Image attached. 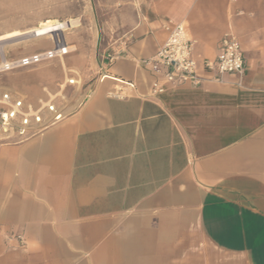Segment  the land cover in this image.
Here are the masks:
<instances>
[{
    "label": "crops",
    "instance_id": "0c3cea01",
    "mask_svg": "<svg viewBox=\"0 0 264 264\" xmlns=\"http://www.w3.org/2000/svg\"><path fill=\"white\" fill-rule=\"evenodd\" d=\"M169 21L198 62L233 35L245 72L152 93ZM17 34L0 61L65 52L0 93L78 83L59 122L0 140V264H264V0H0V38Z\"/></svg>",
    "mask_w": 264,
    "mask_h": 264
},
{
    "label": "built area",
    "instance_id": "2783aa9c",
    "mask_svg": "<svg viewBox=\"0 0 264 264\" xmlns=\"http://www.w3.org/2000/svg\"><path fill=\"white\" fill-rule=\"evenodd\" d=\"M165 40L158 46L155 54L143 60L154 74L151 92L159 93L166 85L188 83L198 86L205 80H222L225 74H243L245 59L237 39L224 35L214 58H203L198 62L192 55L193 42L185 25L180 22H166ZM51 36V35H50ZM53 37V36H51ZM57 44L52 49L14 60L20 66L39 63L60 56ZM1 72V71H0ZM78 83L73 73L50 91L43 88L44 95L31 100L17 90L0 93V140H25L53 126L65 116V87ZM16 138V139H15Z\"/></svg>",
    "mask_w": 264,
    "mask_h": 264
},
{
    "label": "bare ground",
    "instance_id": "6f19581e",
    "mask_svg": "<svg viewBox=\"0 0 264 264\" xmlns=\"http://www.w3.org/2000/svg\"><path fill=\"white\" fill-rule=\"evenodd\" d=\"M66 25H63V24H59V23H57V24H53V25H51V26H47V27H43V28H40V29H38V30H35V31H32L30 34H32V33H34V32H38L39 30H50V31H53V30H55L56 28L57 29H61V28H64ZM28 34V33H27ZM23 35H26V34H17L16 36H14L15 38L17 37L18 39H16V40H19V39H21L22 37H23ZM13 36L12 37H10V38H14ZM14 38V39H15ZM15 41V40H14ZM58 50V52H60V54L61 53H64L65 52V49L63 48V47H61V48H58L57 49ZM18 65L15 63V61L14 60H2V61H0V71L2 72V71H5V70H11V69H14V68H18L17 67Z\"/></svg>",
    "mask_w": 264,
    "mask_h": 264
},
{
    "label": "rangeland",
    "instance_id": "374dc122",
    "mask_svg": "<svg viewBox=\"0 0 264 264\" xmlns=\"http://www.w3.org/2000/svg\"><path fill=\"white\" fill-rule=\"evenodd\" d=\"M74 21V24H72L71 25V27L70 28H67L66 30H64V34H67V33H69V32H71L75 27H76V25H77V23H78V20L77 19H75V20H73ZM79 26V25H78ZM23 37H25V35H23ZM15 38V37H14ZM14 38H7V39H1L0 38V45H3V46H8L10 43H13V42H15L14 40H16V39H18L17 37L14 39ZM33 43H28V45H32ZM4 52H1L0 54H3ZM14 70H16V68L15 69H9V70H5V71H2V72H0V80H1V78H3V76H4V74L6 73V72H11V71H14Z\"/></svg>",
    "mask_w": 264,
    "mask_h": 264
}]
</instances>
